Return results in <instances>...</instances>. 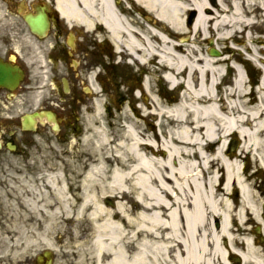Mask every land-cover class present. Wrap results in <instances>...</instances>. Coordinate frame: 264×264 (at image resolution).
<instances>
[{
    "label": "bare ground",
    "instance_id": "6f19581e",
    "mask_svg": "<svg viewBox=\"0 0 264 264\" xmlns=\"http://www.w3.org/2000/svg\"><path fill=\"white\" fill-rule=\"evenodd\" d=\"M132 1L143 8L141 30L131 27L110 0H81L80 13L72 5L69 10L87 26L103 23L133 64L157 62L152 75L165 72L173 84L181 80L184 101L170 105L149 79L142 90L144 103L113 115L95 86L78 150L69 140L64 178L56 173L49 179L55 204L47 212L64 211L65 264H212L210 254H222L223 246L236 243L234 230L244 224L240 214L245 207L256 214L257 197L246 183L251 175L241 163L247 155V162L254 159L264 169V79L259 103L247 100L252 82L234 64L237 77L226 91L230 103L215 98L221 70L238 59L203 55L194 36L217 49L239 31L261 26L252 15L264 19V0ZM190 12H196L191 26L185 20ZM153 119L165 141L159 140ZM231 136L238 138L236 144L241 140L237 152V146L228 149ZM234 186L242 193L235 214ZM218 217L215 230L211 220ZM243 243L246 262L255 250L249 239Z\"/></svg>",
    "mask_w": 264,
    "mask_h": 264
},
{
    "label": "flooded vegetation",
    "instance_id": "af4514ba",
    "mask_svg": "<svg viewBox=\"0 0 264 264\" xmlns=\"http://www.w3.org/2000/svg\"><path fill=\"white\" fill-rule=\"evenodd\" d=\"M59 2L0 0V64L22 75L14 90L0 86V126L7 128L0 138L5 149L9 141L15 143V152L27 161L31 149L38 154L42 152L40 144L50 148L53 138L62 141L70 130L76 131L75 125L88 105L93 106L94 97L88 89L110 86L118 90L132 70L129 57L117 47L103 23L87 26L79 15L71 13L69 5L82 11L81 0H63L68 12L61 10ZM110 2L131 27H136L141 7L132 0ZM12 98L20 113L4 117L2 107ZM35 113L44 117L35 118L33 131L24 130L25 117ZM249 175L260 202L257 218L251 217L256 222L250 231L256 253L245 262V246H226L222 254L209 255L212 264H254L253 257L264 264V172ZM240 195L239 191L234 193L238 200ZM55 243L63 247L64 239ZM45 254V250L38 251L25 264H41ZM52 258L53 264L63 263L62 254Z\"/></svg>",
    "mask_w": 264,
    "mask_h": 264
},
{
    "label": "rangeland",
    "instance_id": "374dc122",
    "mask_svg": "<svg viewBox=\"0 0 264 264\" xmlns=\"http://www.w3.org/2000/svg\"><path fill=\"white\" fill-rule=\"evenodd\" d=\"M209 1L212 4L216 3V0ZM235 1L243 4V0ZM250 1L254 2V0ZM229 7H231L230 4H228V8ZM252 20L253 23H259L261 26L243 32L239 31L233 40H235L234 42L242 44L241 46L237 47V45L233 43V40H230L229 42L218 44V47L222 53L228 52L227 54H230L227 55L226 58L234 57V59L237 60L240 59L237 55V49L245 52L247 47L250 46L253 49L251 52L252 54H247L249 57L245 55L246 53L244 55L241 54V56L246 58L247 61L253 65V68L255 67V70H259L260 66L264 68L261 59V57L264 58V19L261 18V15L259 17L252 15ZM252 37L255 39L254 44L250 41ZM259 37L262 38V41H259V44H257ZM194 38L199 44L197 46L199 50H202L203 55L205 54L208 56V43H202L200 38L196 36H194ZM260 49H263V52H261ZM227 71H230V73L233 72L229 67ZM233 81L234 77L229 79L228 84ZM251 82L252 84L247 85V90L250 94L247 100L254 98L257 100V103H259L260 98L263 96L259 86L261 85V80L256 82L252 80ZM254 82L255 84L257 83V86H253ZM163 84V81L159 82L157 76L151 79V86L154 90L159 89L163 92ZM117 94L119 97L126 96V94L120 91H118ZM126 97L130 98L129 95ZM131 101L132 106L135 107V99L133 98ZM225 101L230 103L228 98H226ZM140 104L143 103L141 102ZM119 108L113 109V112H119ZM83 120L84 117H82L79 123V131L83 128ZM121 123L123 124V122H120L118 126H121ZM72 140L75 141V148L78 150L77 146L79 145L78 143H80L78 141L79 139L76 138ZM67 150L66 144H56L52 151H48V149L43 150V154L35 157L32 154L33 156H31L29 164L23 163L20 158L15 155L0 154V206L1 203L7 205V207L3 205L5 211H3V209L0 211V264H21V261L23 264L27 263L25 262L26 259L32 257L36 252L51 248L55 235L58 233L63 234L65 242L68 244L64 211L61 210L56 213H48L42 211L41 208L47 205L52 206L51 204L55 202L54 192L49 186V179L56 173H59L64 178ZM31 161H34V163H31ZM24 164L29 166V168H24ZM252 165H254V163H252ZM21 167L23 169H21ZM217 199H220V197ZM221 208L223 209V206H221ZM217 219L220 221L219 218ZM211 221L214 227L215 221L213 219ZM241 228L246 231L248 226L246 225L244 227L243 224ZM40 231L41 233H39ZM63 248L65 253L68 246L66 248L65 245Z\"/></svg>",
    "mask_w": 264,
    "mask_h": 264
}]
</instances>
